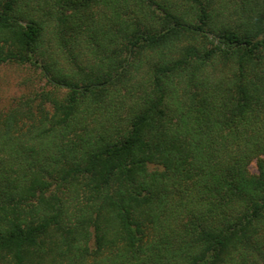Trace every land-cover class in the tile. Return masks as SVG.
Instances as JSON below:
<instances>
[{
    "label": "trees",
    "instance_id": "trees-1",
    "mask_svg": "<svg viewBox=\"0 0 264 264\" xmlns=\"http://www.w3.org/2000/svg\"><path fill=\"white\" fill-rule=\"evenodd\" d=\"M4 64L0 264H264V0H0Z\"/></svg>",
    "mask_w": 264,
    "mask_h": 264
},
{
    "label": "rangeland",
    "instance_id": "rangeland-1",
    "mask_svg": "<svg viewBox=\"0 0 264 264\" xmlns=\"http://www.w3.org/2000/svg\"><path fill=\"white\" fill-rule=\"evenodd\" d=\"M35 78L32 68L14 64L0 66V111L6 110L13 99L37 86ZM249 171L256 173L254 162L250 164Z\"/></svg>",
    "mask_w": 264,
    "mask_h": 264
}]
</instances>
